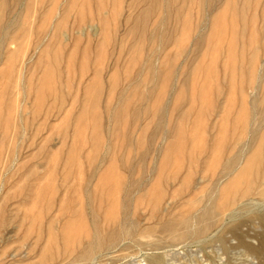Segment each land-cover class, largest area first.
Here are the masks:
<instances>
[{
    "label": "rangeland",
    "instance_id": "obj_1",
    "mask_svg": "<svg viewBox=\"0 0 264 264\" xmlns=\"http://www.w3.org/2000/svg\"><path fill=\"white\" fill-rule=\"evenodd\" d=\"M5 1L0 25L24 29L0 47V218H14L0 264H37L43 246L46 264H264L248 247L263 229L249 217L264 203L258 180L235 199L236 220L225 211L200 236L161 229L215 205L246 160L223 173L236 142L264 129V0ZM72 217L75 231L124 235L67 259L88 242L62 237Z\"/></svg>",
    "mask_w": 264,
    "mask_h": 264
},
{
    "label": "bare ground",
    "instance_id": "obj_2",
    "mask_svg": "<svg viewBox=\"0 0 264 264\" xmlns=\"http://www.w3.org/2000/svg\"><path fill=\"white\" fill-rule=\"evenodd\" d=\"M13 1V3H18V2H20L21 0H12ZM138 1V0H137ZM140 1V0H139ZM138 1V2H139ZM150 1V0H149ZM172 1V0H171ZM185 1V0H184ZM27 2V1H26ZM30 2V1H29ZM151 2H153V0H151ZM175 2V0L173 1V3ZM159 3H160V1H159ZM150 4V3H149ZM172 4V3H171ZM7 5V1H5V0H0V12H1V14H2V12H3V10H2V8H4L5 6ZM26 5V4H25ZM152 5V4H151ZM161 5V7H162V3L160 4ZM174 5V4H173ZM21 6V5H20ZM29 6V5H28ZM153 6V5H152ZM155 6H156V4H155ZM7 7V6H6ZM146 7H147V5H146ZM171 7V6H170ZM67 8V7H66ZM150 8V7H149ZM153 8V7H152ZM23 9V8H22ZM144 9V8H143ZM147 9V8H146ZM161 9V8H160ZM2 10V11H1ZM148 10V9H147ZM171 10V9H170ZM22 11V10H21ZM144 11V10H143ZM158 11H159V9H158ZM166 11V10H165ZM172 11H174L173 9H172ZM141 12V11H140ZM148 12V11H147ZM160 12V11H159ZM11 13V12H10ZM144 13V12H143ZM0 14V15H1ZM150 14L152 15L153 13H151L150 12ZM20 15V14H19ZM65 14H64V11H63V14H62V16H61V18H60V21H61V19H63V16H64ZM2 16H3V14H2ZM143 17V16H142ZM1 18H3V17H1L0 16V19ZM81 18H83V16L81 17ZM80 18V19H81ZM137 18H138V16H137ZM136 18V19H137ZM144 18V17H143ZM136 19H135V21H136ZM146 19V18H145ZM64 20V19H63ZM62 20V21H63ZM82 20H84V19H82ZM134 21V20H133ZM132 21V22H133ZM166 21V20H165ZM11 22L12 21H9V20H6V22L4 23H2L1 25H0V47H3L5 44H6V46H7V44L8 43H10L11 41H12V38H11V34L13 33L12 32V30H14V29H16V30H20V29H24V28H22V26L24 27V25H22V21H20V23H14L13 25H12V27H10V25H11ZM24 22V21H23ZM58 22H59V20H58ZM77 23H78V20L76 21ZM76 22H75V24H76ZM138 22V21H137ZM1 23V22H0ZM25 23V22H24ZM23 23V24H24ZM63 23V22H62ZM86 23V22H85ZM139 23V22H138ZM137 23V24H138ZM144 23H146V22H144ZM59 24H60V22H59ZM79 24H81V23H79ZM28 25H29V23H28ZM83 25H84V22H83ZM133 25H135V24H132L130 27H132ZM144 24H142V26H143ZM53 26H56V24H54ZM29 27V26H28ZM57 27V26H56ZM79 27H80V25H79ZM82 27V26H81ZM162 27V26H161ZM137 28V27H136ZM135 28V29H136ZM145 28V27H144ZM39 29V28H38ZM73 29V28H72ZM76 29V28H75ZM82 29H83V27H82ZM82 29H80V31L82 30ZM140 29H141V27H140ZM52 30V29H51ZM55 30H57V29H54V27H53V31L55 32ZM24 31V30H23ZM129 31V30H128ZM132 31H133V29H132ZM131 30H130V32H132ZM135 32H136V30H134ZM132 32V34H134L135 32ZM141 32L143 31L142 29L140 30ZM58 32V31H57ZM17 33V32H16ZM61 33V32H60ZM81 33V32H80ZM142 33H144V32H142ZM22 34V33H21ZM130 34V33H129ZM159 34V33H158ZM68 35H70V34H68ZM55 36H57V35H55ZM59 36V35H58ZM67 36V35H66ZM131 36V35H130ZM138 36V35H137ZM144 35H142V37H143ZM155 36V35H154ZM71 37V36H70ZM67 38V37H66ZM138 38V37H137ZM53 39H55L54 38V36H53ZM56 39H57V37H56ZM141 39V38H140ZM170 39V38H169ZM195 39V38H194ZM52 40V39H51ZM196 40V39H195ZM202 40H203V38H202ZM59 41V40H58ZM153 41V40H152ZM173 41V40H172ZM13 42V41H12ZM16 43H17V41H15ZM14 42V43H15ZM23 41L21 40V43H22ZM194 43H197L198 42V40H197V42L196 41H193ZM199 42H200V39H199ZM202 42L203 41H201V46H202ZM204 42H205V40H204ZM18 43H20V40H18ZM193 43V44H194ZM11 44V43H10ZM198 44V43H197ZM200 44V43H199ZM198 44V46H200ZM205 44V43H204ZM13 45V44H12ZM5 46V48H7ZM10 46V45H9ZM193 46V45H192ZM196 46V45H195ZM196 48V47H195ZM197 49V48H196ZM195 49V50H196ZM194 50V51H195ZM198 50V49H197ZM191 51H192V49H191ZM12 53H14V52H11V54ZM18 53V52H17ZM10 54V55H11ZM15 54V53H14ZM191 53L189 52V54L187 55V56H189ZM9 55V56H10ZM7 56V55H6ZM9 56H8V58H9ZM13 54H12V58H13ZM16 56V55H15ZM12 58H10L11 59V61H12ZM4 60V59H3ZM7 61H8V59H7ZM6 61V62H7ZM148 65H150V62L149 63H147ZM148 65H147V68H148ZM151 66V65H150ZM149 66V67H150ZM259 67H261V66H259ZM264 67V66H263ZM146 68V69H147ZM155 68V67H154ZM157 69V68H156ZM145 71H147V70H145ZM145 71H144V73H145ZM148 71H149V69H148ZM147 71V72H148ZM157 71V70H156ZM168 71V70H167ZM167 71H166V73H167ZM152 72V71H151ZM150 72V73H151ZM154 73V72H153ZM157 73V72H156ZM148 74V73H147ZM258 74H259V71H258ZM158 76V74H155V76ZM170 75H171V72H170ZM170 75H168L167 74V76H169L170 77ZM148 77V76H147ZM151 77V75L148 77V78H150ZM147 78V79H148ZM153 78V77H152ZM151 79V78H150ZM155 80H156V77H155ZM264 81V80H263ZM262 81V82H263ZM149 82V81H148ZM155 82V81H154ZM261 82V83H262ZM264 83V82H263ZM262 83V84H263ZM155 84V83H154ZM258 84H260V83H258ZM261 85V84H260ZM258 88H259V85H258ZM258 90V89H257ZM259 91V90H258ZM252 100H253V96H252ZM256 101H257V99H254L253 100V103H252V106H251V108H252V113H251V115H252V117H251V120L253 121L254 120V118H253V116H254V111L257 109V107L258 106H261L262 105V103H261V105H259L258 104V102L256 103ZM263 101V100H262ZM118 108V107H117ZM116 108V109H117ZM260 108V107H259ZM261 108H262V114H264V105H262L261 106ZM118 111V110H117ZM116 111V112H117ZM119 114V113H118ZM116 115H117V113H116ZM115 115V116H116ZM114 118H116V117H114ZM118 118H119V116H118ZM264 119V118H263ZM263 119H261V121L263 120ZM116 119H114L113 121H115ZM256 120V119H255ZM116 122V121H115ZM261 124H258L257 126H256V128L255 127H253V126H251V128H250V130H249V135H248V141L247 142H245V143H243V144H241L240 145V141L238 140V142H236V148L237 149H235V151L233 152V154H232V157H230V158H228L227 159V161L223 164V173H225V172H228L229 170H231L230 168H232V166H234L238 161H239V159H240V157H243V156H245L246 157V155H247V157H246V160H245V162H244V164H241V163H243V162H241L240 164L241 165H243L240 169H239V171L238 170H236L237 171V173H235V175H234V178L232 179V182H233V186L229 189V190H226V194H224V195H220V192L222 191V190H220V188H219V190H220V192H218L217 194H218V197H216L215 198V200H217V201H215V205L214 204H212L211 206H209L208 208H205V209H203V210H200L199 208H197V206H196V208H195V210L193 211V212H191V213H189V215L187 216V217H183V218H180L178 221H176L175 223H170L169 222V224H163V225H161L162 227H161V229L163 230H169V231H171L170 233H172V235L174 234V235H176V236H179V237H183V236H185V235H192V236H200V235H204V234H207L208 232H210V230L214 227V225H215V222L216 221H218L220 218L222 219V217L223 216H225V214L223 215L222 213L223 212H227V214H228V217L231 219V220H236V216H234L235 214H236V211L237 210H235V207L234 206H236L235 205V199H237V196L239 197H241V198H243V197H246V196H249L250 194H251V191H252V189H253V185H255V183H256V180H258L259 182V184H258V189H257V191L255 192V195L257 194V195H259V196H261V197H263L264 198V172L262 173V175H261V173L259 172V166L261 165V151L262 150H264V142L263 141H259V140H261V139H264V129L262 128V130L263 131H261L260 133L259 132H257V130H258V128H261V126H260ZM254 146V147H253ZM244 160V159H243ZM239 163H238V165H240ZM11 167V166H10ZM236 168V169H237ZM228 176V175H227ZM223 177V176H222ZM231 177H233V176H231ZM230 177V178H231ZM244 178V182L243 183H240V181H239V179H241V178ZM227 178V177H226ZM225 178V179H226ZM219 181V180H218ZM220 181H221V179H220ZM225 181H227V180H225ZM224 181V182H225ZM224 182H223V184H224ZM217 184V183H216ZM220 185L221 187L222 186H225V184L224 185ZM219 186V187H220ZM215 187H216V185H215ZM225 188V187H224ZM87 190V189H86ZM207 192H209V191H207ZM85 193H86V195H87V197L89 196V191H85ZM210 198V197H209ZM246 199V198H245ZM201 200H203V198H201ZM201 200H200V202H201ZM214 200V199H213ZM240 200V199H239ZM249 200V199H248ZM199 201V200H198ZM249 201H251V200H249ZM195 202H196V200H195ZM241 202V201H240ZM251 202H254V201H251ZM49 203V202H48ZM237 203H239V202H237ZM236 203V204H237ZM200 204V203H199ZM198 204V205H199ZM249 205H251V204H249ZM253 205H257L256 207L257 208H259L258 210H255V209H251V213H250V218L251 219H254L255 221H257V223L263 228L262 229V232H261V234L259 235L260 237H259V239H260V241H259V244L255 247V248H253V247H251V246H249L248 245V247L249 248H251L252 250H254L259 256H261V257H263L264 258V203H261V202H259V203H257V204H255V203H253ZM205 206V205H204ZM47 207V206H46ZM59 208H62V209H65V207L64 206H62V204H60V206H59ZM253 208H255V207H253ZM46 210L47 209H49V208H45ZM44 209V211H46ZM58 212V214L60 215H63V212H62V210L61 209H58L57 210ZM225 212V213H226ZM248 212V211H247ZM61 215H60V217H61ZM26 216V213H24V217ZM52 216V217H51ZM50 217H51V221H54L55 220V218L54 217H56L55 215L53 216V215H51ZM58 216V215H57ZM227 216V215H226ZM59 217V216H58ZM107 217V221H110L111 222V225H115L116 223H117V221L119 222V220L117 219L116 220V218L115 217H113V216H106ZM106 217H105V220H106ZM16 218V217H15ZM57 218V217H56ZM12 219H14V218H9L8 220H4V221H1V218H0V231H1V229L3 230V228L4 227H6L8 224H10L12 221ZM21 219H23L24 220V218H21ZM57 219H59V218H57ZM56 219V220H57ZM81 220V217H72V218H70V219H68L67 221H66V223H65V226L62 228V237L65 239V241H66V239L67 238H69V241L71 242L72 240H79L80 241V239H77L78 238V236L80 235L81 236V234H84L85 235V239L88 241L85 245H83V247H82V250L81 251H79V252H76V250H74V247L72 248V245H71V248L73 249V250H71V248H69L68 249V247H66L65 249L66 250H69V251H67V252H65V254H67V256H66V258L67 259H69L70 258V260H73V261H75L77 258H79L80 260H87L89 257H91L95 252H97V251H99L101 248H103V247H111V246H113V245H115L116 244V241L118 240V238L122 235H124V233H123V231H121L122 230V225L121 224H119L121 227H120V229H118V230H115V229H113V230H109L110 232H109V234L108 235H105V236H99L100 234H99V232L98 231H93V232H91L90 233V231H89V233H87L85 230L84 231H82V230H77V231H75L74 229H73V227L71 226L72 224L74 225V223H75V221L76 220ZM220 219V220H221ZM94 220V219H93ZM14 221V220H13ZM19 221H21L20 220V218H19ZM95 222V221H94ZM105 222V221H104ZM22 223H23V221H22ZM109 223V222H108ZM105 224V223H104ZM110 225V227H112ZM117 225H118V223H117ZM195 225H197L196 227H195ZM239 224H237L236 226H235V230L237 229L236 227L238 226ZM19 227H21V223L19 224ZM102 227V225L100 226V228ZM104 227V226H103ZM117 227H119V226H117ZM68 228V229H67ZM15 229H18V224H17V228H15ZM20 229V228H19ZM18 229V230H19ZM105 229H107V226L105 227ZM17 230V231H18ZM63 230H66V232H63ZM180 230H183L181 233H178ZM4 231V230H3ZM14 231V230H13ZM5 232V231H4ZM103 232V231H102ZM102 232H101V234H102ZM10 233V232H9ZM14 233H15V231H14ZM237 233V232H236ZM2 235V234H1ZM26 235V234H25ZM173 235V236H174ZM1 237V236H0ZM5 238V237H4ZM82 238H83V235H82ZM81 238V239H82ZM24 239V238H23ZM171 239H172V237H171ZM174 239V238H173ZM0 240H1V238H0ZM6 240V239H5ZM4 240V241H5ZM35 240H37V241H39L40 240V237L39 236H36V238H35ZM83 240V239H82ZM85 240V241H86ZM181 240V239H180ZM26 241V240H25ZM76 241V245H78V247H80L79 245L80 244H78V242ZM84 241V242H85ZM69 242V243H70ZM74 243L73 244H75V241H73ZM34 243H36V241L34 242ZM44 244V243H43ZM35 244H33L32 246H34ZM70 244H68V246H69ZM30 248H31V246H29ZM35 247V246H34ZM76 247V246H75ZM33 248V247H32ZM77 249V248H76ZM31 250L32 249H30V252H31ZM66 250H64V251H66ZM63 251V252H64ZM48 254V248L47 247H45V246H43L42 247V249H41V251H40V253H39V260H38V263L37 264H46V255ZM63 254V253H62ZM64 255V254H63ZM63 255L61 256L62 257V259H60V260H63L64 261V258H63ZM74 255V256H73ZM56 262V261H55ZM89 263V262H88ZM68 264V263H67Z\"/></svg>",
    "mask_w": 264,
    "mask_h": 264
}]
</instances>
